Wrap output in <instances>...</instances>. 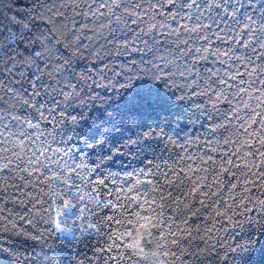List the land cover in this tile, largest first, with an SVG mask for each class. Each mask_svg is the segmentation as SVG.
<instances>
[{"label": "snow or ice", "instance_id": "snow-or-ice-1", "mask_svg": "<svg viewBox=\"0 0 264 264\" xmlns=\"http://www.w3.org/2000/svg\"><path fill=\"white\" fill-rule=\"evenodd\" d=\"M0 264H264V0H0Z\"/></svg>", "mask_w": 264, "mask_h": 264}, {"label": "trees", "instance_id": "trees-1", "mask_svg": "<svg viewBox=\"0 0 264 264\" xmlns=\"http://www.w3.org/2000/svg\"><path fill=\"white\" fill-rule=\"evenodd\" d=\"M64 227H65L66 229H68V230H71V229L74 227L73 222H72V221H68V222L64 225ZM73 250H74V251H86V248H85V246H83V245H79V246H75ZM37 251H39V248L37 249ZM88 254L90 255L91 253H88Z\"/></svg>", "mask_w": 264, "mask_h": 264}]
</instances>
